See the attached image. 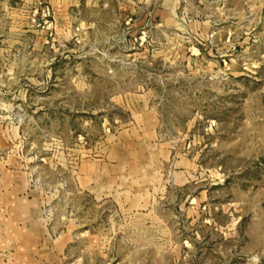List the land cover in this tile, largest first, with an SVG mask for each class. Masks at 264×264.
<instances>
[{"label": "rangeland", "instance_id": "1", "mask_svg": "<svg viewBox=\"0 0 264 264\" xmlns=\"http://www.w3.org/2000/svg\"><path fill=\"white\" fill-rule=\"evenodd\" d=\"M0 264H264V0H0Z\"/></svg>", "mask_w": 264, "mask_h": 264}]
</instances>
